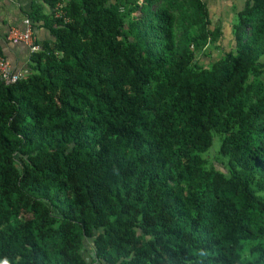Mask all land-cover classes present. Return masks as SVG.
I'll use <instances>...</instances> for the list:
<instances>
[{"label": "trees", "instance_id": "obj_1", "mask_svg": "<svg viewBox=\"0 0 264 264\" xmlns=\"http://www.w3.org/2000/svg\"><path fill=\"white\" fill-rule=\"evenodd\" d=\"M138 2L27 17L50 39L0 83V264H264V0L228 43L200 0Z\"/></svg>", "mask_w": 264, "mask_h": 264}, {"label": "crops", "instance_id": "obj_2", "mask_svg": "<svg viewBox=\"0 0 264 264\" xmlns=\"http://www.w3.org/2000/svg\"><path fill=\"white\" fill-rule=\"evenodd\" d=\"M243 3H245V1ZM227 5L225 7H227ZM242 9L243 7H239L237 11ZM34 11H38V14L47 15L51 12V9L45 3V0H0V50L3 55L2 57L7 60L15 70L26 68L30 52L26 45L22 43H9L6 41L5 37L9 30L23 29L24 19L31 13H34ZM41 25L42 22H39L34 26L37 42L48 41L50 39L48 31L42 28Z\"/></svg>", "mask_w": 264, "mask_h": 264}, {"label": "rangeland", "instance_id": "obj_3", "mask_svg": "<svg viewBox=\"0 0 264 264\" xmlns=\"http://www.w3.org/2000/svg\"><path fill=\"white\" fill-rule=\"evenodd\" d=\"M141 0H139L140 2ZM179 3L182 0H177ZM202 4L205 5L206 13L208 15V20L210 22L209 30L213 31L215 28L220 30V34L225 42H231V29L232 25L235 22V12H237V8L243 7V3L246 0H200ZM212 2V4H211ZM223 2V3H222ZM225 2V4H224ZM228 2V3H227ZM228 4V5H227ZM227 5V7H225ZM143 6V5H142ZM188 6V5H187ZM189 9L191 8L188 6ZM240 11V10H239ZM177 20L175 23L176 29V40L179 41L181 39L182 34H184V29L189 25V17L188 21L182 19L179 13H175ZM189 14L191 11L189 10ZM140 16V15H139ZM139 19V18H138ZM225 45L219 43V41L207 47L201 55L196 56V60L198 64L208 67L210 64L214 63L221 53L225 50ZM264 61V57L261 58ZM217 138H214V142L210 150L205 154V158L208 162L213 164L217 169H221L220 165V156L218 154L219 146L217 144Z\"/></svg>", "mask_w": 264, "mask_h": 264}, {"label": "built area", "instance_id": "obj_4", "mask_svg": "<svg viewBox=\"0 0 264 264\" xmlns=\"http://www.w3.org/2000/svg\"><path fill=\"white\" fill-rule=\"evenodd\" d=\"M144 0L138 2V6L141 7ZM56 17H63L62 12L59 10L55 13ZM139 18V13L136 15ZM6 41L12 44H24L28 47L30 54L38 52L40 46L37 42V38L34 32L33 23L30 19L25 18L23 21V29L9 30L5 37ZM28 70L26 68L22 70H15L10 63L0 56V83L5 86H11L22 80Z\"/></svg>", "mask_w": 264, "mask_h": 264}]
</instances>
